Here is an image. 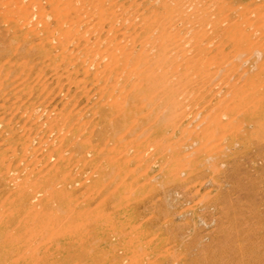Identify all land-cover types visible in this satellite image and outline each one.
<instances>
[{
  "label": "rangeland",
  "instance_id": "rangeland-1",
  "mask_svg": "<svg viewBox=\"0 0 264 264\" xmlns=\"http://www.w3.org/2000/svg\"><path fill=\"white\" fill-rule=\"evenodd\" d=\"M97 1L98 9L74 0L50 7L43 0L44 19L40 22L29 23L30 16L13 15L11 25L0 24V235H4L0 240V263L41 264L40 258L52 249L47 264H264V130L243 140L244 144L242 140L237 145L231 140L221 141L216 135L204 141L202 145L213 150L219 147L218 154L226 158L223 164L216 155L196 165L193 161L203 156L202 150L184 149V154L192 150V156L165 169L173 173L192 169L190 178L185 172L175 182L159 176L139 190L133 187L134 193L119 187L120 182L106 186L116 171L103 176L106 185L95 182L100 177L96 174L90 180L99 166L103 168L99 171L112 169L111 164L93 160L97 110L114 100L121 110L126 94H130V103L137 98L134 94L141 85L137 77L130 75L134 68L145 76H158V89L154 90L158 94L160 85L166 84L167 69L177 68L182 75L200 65H232L236 52L226 40L237 41L236 46L246 52L245 58L248 49L257 48L255 61L264 64V0H213L209 13L203 7L193 16H186L192 26L186 42L170 24L177 0ZM8 5L18 6L17 0ZM133 9L135 15L131 14ZM92 15L99 23L87 30L85 22ZM208 24L217 27L214 35L209 33ZM122 35L131 43L124 45ZM172 42L177 44L174 51L168 49ZM3 45L10 47L8 54L3 55ZM187 49L191 54L185 53ZM105 51L111 61L96 60L94 65L100 66L87 71L86 65L94 55ZM104 65H110V85L117 84L112 98V90L104 80L98 81ZM70 72L78 84L70 85L60 78L62 73ZM169 88L175 90L176 86ZM257 89L264 93V78L254 87ZM170 90L163 95H171ZM157 103L154 101L149 109ZM173 106L163 100L159 111L173 110ZM257 109L250 116L257 121L261 118L258 122L263 120L264 127V99L259 100ZM206 112L196 114L194 122L193 118L185 121L180 130L194 128ZM159 116L148 115L146 120ZM202 128L200 125L194 130L199 134ZM86 145H91L89 150ZM125 162L127 159H122L119 165ZM138 164H128V169H137L142 183L149 182L150 178L144 180L146 171L154 176L164 166ZM198 169L204 172L201 183ZM131 181L127 179L126 183ZM54 186L61 191H50ZM67 198L81 202L70 218V211H63ZM65 241L75 250L56 254L54 249ZM15 246L22 249L20 254L12 250ZM80 251L82 257H77Z\"/></svg>",
  "mask_w": 264,
  "mask_h": 264
},
{
  "label": "bare ground",
  "instance_id": "bare-ground-1",
  "mask_svg": "<svg viewBox=\"0 0 264 264\" xmlns=\"http://www.w3.org/2000/svg\"><path fill=\"white\" fill-rule=\"evenodd\" d=\"M13 1H15V0H9L8 2H5V0H0V24H1V22L5 23V25H6V23L12 24L11 17L13 15H15L17 17L18 16H25V17L30 16L31 19H30L29 23L32 21L40 22L41 20L44 19V16L41 14V12L44 11V8L42 7V1L43 0H17L18 6L13 5L10 8H7L10 6L8 4H10L11 2L13 3ZM44 1H46L50 7H53V5L56 4V2H64L65 3V0H44ZM74 1H77V3L79 5L93 6V7H95V9H98V7H99L97 0L96 1L92 0L90 2L86 1V0H74ZM177 1H178L177 2L178 8L175 9V11H176L175 17L170 20V24H172V26H171L172 29H174L175 31L179 30V35L181 34L182 39L184 40L186 37H188L189 30L192 27L191 24H189V22L186 20V16H193L195 13L200 12L203 7H204L205 13H209L210 8L212 7L214 2H213V0H177ZM69 4H71V3H69ZM118 10H120L119 15L123 17L124 13L120 9V7L118 8ZM53 11L55 12V10H53ZM182 11H183V14H182ZM134 13H135V10L133 9L131 14H134ZM7 17H9V18L7 19ZM122 17L116 19V22H120ZM98 23H99V21L95 15H92V17L89 18L85 22V24L88 25L87 30H89V28H92V27L95 28V26ZM207 26L209 28V33L214 35L216 33L217 27L209 25V24ZM5 27H3V28H5ZM87 30H85V31H87ZM107 34H110V33L107 32ZM82 37H85V35L82 34ZM121 41L126 42L124 45L131 43L130 39H126L125 36H123V35L121 36ZM210 44H213V41H211ZM236 44H238L237 41L226 40V45L230 46L236 52L234 55H232V61H231L232 65H222L219 68L216 65H200L198 68L187 69V72L185 74H182V75L178 74L177 68H175L174 71L171 69H167V71H166L167 81H165L166 84L164 86L160 85V87H162V88L159 90L160 92L158 94L154 93L155 92L154 90L158 89L156 87V83H155V79L158 76L157 75L145 76V75H143V72L139 73L136 70V68H134V71L131 72L130 75L133 77L134 76L137 77L139 82H140L139 85H141L140 87H138L136 89L137 92L134 94V96L136 95L137 98L135 100L133 98L131 103H130V96H129L130 94H126L124 97H122L123 98L122 102H123L124 106L122 107L121 110H120V107H118L116 105L115 100L112 101L111 104H108L109 105L108 107L102 106L99 110H97L98 121H96L97 123L94 126L97 129V130H94L97 134H95L96 140L95 139L94 140H95V143L97 142L98 147L93 146V148L91 149V151L94 154V158H95L93 160H95V161L100 160L99 162H101V163L111 164L112 166L111 165H109V166L112 167V169H110V171H104V170L99 171V169H103V168H100L99 165H98L99 168H97V169H94V167H93L94 170L90 175V180H92L91 178L93 177V175L96 174L100 177L98 178L99 181L96 180L95 182L98 183L99 185H102V184L106 185L103 182L104 181L103 176H107L108 174H109L108 176H110V174H111L110 172L113 173L114 171H116L117 173L114 174L115 176L113 175L114 177H112L111 181L106 186L110 185L109 187H111L112 183L114 184V183L120 182L119 187H123V189H125V190L130 189V190H128V192L134 193L135 188H133V187H136V189L139 190V188H142L143 184L146 185L150 182L152 183V180L159 177V176H166V178L172 179L175 182L177 180H180V175L185 172V174L187 175V178H190L189 176L192 172V169H190V170L185 169V170H181L180 172L178 171L177 173H173V171L170 172L169 169H165V168H166V166L168 167L169 165H172L174 163L176 164L178 162H181L182 160H187L190 156H192V153L194 151L192 149L193 147H196L195 151L202 150V154H203V156L201 158L197 159L195 162L193 161L194 164H196V165L197 164L198 165L203 164V162L205 160L212 158L216 155H219L218 156L219 159L217 161L219 163L223 164V162L224 163L226 162V158H224V157L222 158L221 155L218 154L220 151V149H218L219 147L216 148V150L215 149L213 150L211 147H209L207 145H202L204 143V141H208V139L210 137H214L216 135L218 137H215V138H218L221 141L231 140V141H233V143H236V145H237V143H239V141L242 140V142L241 141L240 142L242 144H244L243 140H245V139L248 140L249 138L253 137L254 134L264 130V127L261 124L263 122V120L261 123H259L258 121H260L261 118H259L260 120L258 119V121H257V119H255V117L253 118L252 116H250L251 113H255L258 111L257 107L259 105V100L264 99V93H260L261 90H258V89L254 90V87L258 83H260L262 81V79L264 78V64L257 65V61H255L254 55H255V51L257 48L252 47V48L248 49L247 53L249 54V56L245 58L244 57V55L246 53L245 50L243 51L240 47H237ZM0 46H2L1 41H0ZM92 46L93 45H91L90 47H92ZM176 46H177V44L172 42L168 46L169 47L168 49L170 51L171 50L174 51ZM3 47L6 50L5 53L3 52L4 53L3 55L8 54L10 47L4 46V45H3ZM119 47H121V46H119ZM135 48L136 47L134 46V49ZM185 53L191 54L190 49H187ZM96 60H98L100 63L104 62V61L110 62L111 56H109L106 51L105 52H97L94 55L93 60L88 62V65H86L87 71L89 69H91L92 67L100 66V65H94L96 63ZM125 62L126 61H124L123 64ZM109 66L110 65H104V68L101 70V74H102L101 78L98 79V81H100L101 79L104 80V82H105L104 84L109 87L108 90H112L109 93L110 98H112V96L114 95L113 93L115 92V89L117 87V84L110 85V82L112 81L113 75L109 72V69H108ZM123 66H127V65H123ZM253 68H255L254 69V71L256 70L255 72L252 71ZM71 72L67 73V74L62 73L60 75V78L66 79V82H68L70 85L72 83L74 85H76L78 83L72 77ZM176 73L178 74L177 76H176ZM258 74H262V76H258ZM145 83H146V87L142 88L145 85ZM172 85L176 86L175 90H170L169 87H171ZM168 89L170 90L171 95H169V96L163 95L166 92V90H168ZM213 91H216V92L213 94ZM203 93H204V95H203ZM257 94H258V96H256ZM119 97L120 96L118 95L116 98L119 99ZM163 100H167V101H170V103H173V105H174L173 110L168 109V110H166V112L159 111L160 104ZM154 101H158V103L156 104L155 107L149 109L150 104H152ZM141 102H144V103L141 104ZM125 107H127V108H125ZM122 110L124 111V114H123V112H120ZM204 110H208L209 112L208 113L206 112L207 114L203 115V117L201 118L202 120L199 119L200 122L198 124H196L194 128L189 129V126L188 127L184 126L185 128L183 130H180L181 124H183L185 121L191 120V118H193L192 122H194L195 121L194 116L196 114H198V115L202 114ZM125 113H128V114H125ZM144 113H146L145 116L141 117V115ZM263 114H264V112H263ZM148 115H161V116H159L158 118H156L152 121L150 119L146 120V117ZM36 116H37V114H36ZM261 116H262V114H261ZM116 117H117V119H116ZM37 119H39L38 116H37ZM199 120H197V121H199ZM188 122H190V121H188ZM256 123L258 125L254 126V125H256ZM63 124H65V123H63ZM243 124L245 127L241 126ZM200 125L203 128L201 129L200 133L197 134L198 131H195L194 129ZM92 126H93V124H92ZM190 126H192V123ZM85 127H86L85 130H86L87 126H85ZM239 128L242 129V132H240V133L238 132V131H240ZM231 129H232V131H231ZM58 132H61V130L59 131V128H58ZM65 138L68 139L67 137H65ZM90 139H91V137H90ZM218 143H219V141H218ZM220 145H222V144H220ZM87 147L89 150L91 145H88ZM184 149H188V150L192 149L193 151L191 150L192 152L189 151L190 153L187 152V154H184L183 153ZM188 150H186V151H188ZM87 152H89V151H87ZM232 152H233V150H232ZM198 156H199V154H198ZM82 157H84V156H81V158ZM216 158H217V156H216ZM122 159H127V162L119 165V162ZM78 160L81 161L80 158ZM101 163H100V165H101ZM117 163H118V167H116ZM133 163H136V164L139 163L138 164L139 167L146 165V164H149V163H151V164H149L150 167L152 165L158 164V163L163 164L164 166H161L159 168V171L158 172L156 171L157 174L154 176L153 175L151 176V174L146 171V173L144 174V176H145L144 180L148 179V178H150V179H149V182H147L148 181L147 180V181H143V182H147V183H142L141 180L139 179V177L137 178V173H138L137 169H134V170L131 169L132 171H130L128 169V164H133ZM105 164H104V166H105ZM155 166H157V165H155ZM185 166H187V165H185ZM225 166H226V164H225ZM207 172H208V170H207ZM197 175L201 176V178L199 177V182L202 181L203 175H204L203 170L198 169ZM214 175H213V177H214ZM52 176L54 177V175H52ZM144 176L142 175V177H144ZM219 177L221 178V176H219ZM126 178L131 179L132 183L131 182L126 183V181H127ZM184 178H186V177L184 176ZM101 179H103V180H101ZM224 179H226L225 176H224ZM155 181H156V179H155ZM171 183H168V185ZM159 186L160 185H158V187ZM200 186H201V184H200ZM16 187H17V184H16ZM64 188H66V185L64 186ZM159 188H161V187H159ZM50 191L59 192V191H61V189H56V186H54V188ZM62 191L68 192L69 190L62 189ZM86 191H87V189H86ZM102 191L103 190L101 189L100 192H102ZM69 192L74 194L76 191H75V189L74 190L72 189ZM92 192H93V190H92ZM128 194H125V195H128ZM138 194H141V193L138 192ZM208 194H209V192H208ZM145 195H146V193H145ZM102 197H103V195H102ZM131 197H132V195H131ZM89 198H90V196H89ZM138 198L139 197H137L136 199H138ZM85 200L86 199H84L83 201H85ZM64 205H66L65 206L66 210L63 208V211L65 213H67L66 211H70V214L67 215L68 218H70V216L74 214L73 210H76L77 208L81 207V202H76V201L74 202L73 200L68 199L65 201ZM115 205H117V204H115ZM132 205H133V203H132ZM100 206L102 207V205H100ZM113 206H114V204L112 205V208H113ZM93 221H95V220H93ZM86 227H88V226H86ZM92 228H94V227H91V229ZM145 228L147 230L146 226H145ZM104 234L105 233H103L102 235H104ZM1 236L4 237V235H0V240H2ZM162 238H161V240L164 241ZM94 240H95V238H94ZM103 241H104V238H103ZM108 241L110 242V240H108ZM97 245H98V243H97ZM161 247H162V245H161ZM0 249H1V247H0ZM13 249L15 251L14 252L15 254H18V253L20 254V252H22L21 251L22 249L19 246L18 247L15 246L14 248H12V250ZM91 249H93V248H91ZM139 249H140V247H139ZM72 250H75V247L73 246V244L65 241L62 244H59L54 249V252L58 255L59 254L61 255L63 252L67 253V252L72 251ZM80 252H81L80 255H78L79 254V252H78L77 257H79V256H81V254H83L82 251H80ZM256 252H260V250L256 251ZM51 255H52V249H48L43 254V256L40 258L39 263L47 264ZM67 256H69V255H67ZM70 256H71V254H70ZM2 257L3 256L0 255V258H2ZM12 258L15 259L14 257H12ZM112 258L114 260V257H112ZM16 259L18 260V258H16ZM182 260H183V258H182ZM95 261H97V259ZM34 262L35 261H33L32 264H37Z\"/></svg>",
  "mask_w": 264,
  "mask_h": 264
}]
</instances>
